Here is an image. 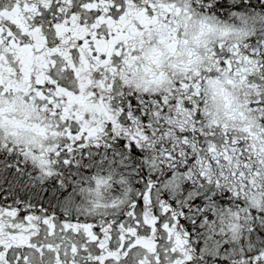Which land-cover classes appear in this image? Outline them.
Here are the masks:
<instances>
[{"label": "snow or ice", "instance_id": "snow-or-ice-1", "mask_svg": "<svg viewBox=\"0 0 264 264\" xmlns=\"http://www.w3.org/2000/svg\"><path fill=\"white\" fill-rule=\"evenodd\" d=\"M0 264H264V0H0Z\"/></svg>", "mask_w": 264, "mask_h": 264}]
</instances>
